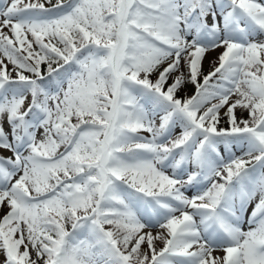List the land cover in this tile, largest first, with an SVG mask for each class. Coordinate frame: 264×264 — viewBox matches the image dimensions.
<instances>
[{
  "label": "snow or ice",
  "instance_id": "obj_1",
  "mask_svg": "<svg viewBox=\"0 0 264 264\" xmlns=\"http://www.w3.org/2000/svg\"><path fill=\"white\" fill-rule=\"evenodd\" d=\"M0 264H264V0H0Z\"/></svg>",
  "mask_w": 264,
  "mask_h": 264
},
{
  "label": "rangeland",
  "instance_id": "obj_2",
  "mask_svg": "<svg viewBox=\"0 0 264 264\" xmlns=\"http://www.w3.org/2000/svg\"><path fill=\"white\" fill-rule=\"evenodd\" d=\"M206 70H207V65H206Z\"/></svg>",
  "mask_w": 264,
  "mask_h": 264
}]
</instances>
